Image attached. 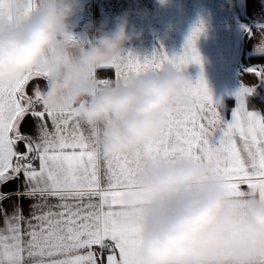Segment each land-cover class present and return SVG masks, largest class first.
<instances>
[{"label": "clouds", "instance_id": "obj_1", "mask_svg": "<svg viewBox=\"0 0 264 264\" xmlns=\"http://www.w3.org/2000/svg\"><path fill=\"white\" fill-rule=\"evenodd\" d=\"M83 0H0V89L25 77H45L41 104L74 109L93 129L100 159L131 154L161 138L167 115L193 107L192 78L173 63L101 86L97 72L126 53L142 33L127 16L110 30L77 33ZM31 10L29 11V9ZM264 44V41L261 42ZM226 153L149 166L123 190V223L140 226V264H264V198L235 196Z\"/></svg>", "mask_w": 264, "mask_h": 264}, {"label": "snow or ice", "instance_id": "obj_2", "mask_svg": "<svg viewBox=\"0 0 264 264\" xmlns=\"http://www.w3.org/2000/svg\"><path fill=\"white\" fill-rule=\"evenodd\" d=\"M201 31L202 26L192 29L179 55L169 57L161 51L141 60L126 52L101 66L102 70H115L114 81L98 78L101 86L127 84L164 63H173L181 70L189 64L201 66V74L187 90L193 107L166 114L168 126L160 139L131 154L103 159V186L101 159L93 144L95 130L88 128L85 134L74 109L54 113L43 107L39 83L33 85L31 95L26 94L29 82L45 81V77L34 73L15 87L0 89V185L23 177L14 193L0 194V200L15 195L18 201L11 214L0 208L5 224L0 229V264H140L141 228L123 223L118 211L123 190L149 166L183 158L200 160L209 147L226 153V165L218 171L233 182V195L258 193L264 198V118L249 111L245 99L254 89L241 85L235 93L237 106L232 119L225 123L203 77L195 46ZM249 71L256 73L255 69ZM46 119L51 121L52 132ZM21 126L34 130L36 137L21 133ZM20 145L22 151L17 150ZM34 161L39 162L38 167ZM242 185L247 186L246 191ZM49 197L61 202H90L83 208L61 203L57 207L63 211L53 212L50 206L41 211ZM94 197H99L98 204L91 202ZM22 198L43 203L30 204L29 217L25 218L19 203ZM21 222L26 225L24 229ZM93 246L99 251L94 252Z\"/></svg>", "mask_w": 264, "mask_h": 264}, {"label": "crops", "instance_id": "obj_3", "mask_svg": "<svg viewBox=\"0 0 264 264\" xmlns=\"http://www.w3.org/2000/svg\"><path fill=\"white\" fill-rule=\"evenodd\" d=\"M119 16H127L130 30L134 27L137 32L142 33L138 39L126 45V52L141 60L161 51L169 57L179 55L192 29L202 26L195 46L202 60L203 77L222 120L225 123L231 121L232 112L237 106L235 93L242 84L254 89L251 95L245 97L247 109L264 118L261 109L250 110L247 104L249 97H256L264 105V76L257 75L248 68L251 62L264 63V47L260 43L264 37V0H83V7L75 19L74 30L90 35L100 28L110 30ZM183 70L193 81L201 74L200 65L189 64ZM113 71L115 75V70ZM35 83H39L44 90L45 81L33 80L26 85V94H32ZM227 104L230 108L229 116L225 113ZM46 123L49 132H52L51 121L46 119ZM81 127L87 134L88 128L83 125ZM20 131L36 137L35 131L26 126H21ZM216 136H219V132ZM237 143L241 147L238 138ZM17 150L22 151V145ZM33 163L38 167V161ZM103 172L104 162L101 159L102 186L105 183ZM22 181L21 175L20 180L0 185V194L14 193ZM241 189L246 191L247 186L242 185ZM17 202L16 196L12 195L0 200V208L11 214ZM35 202L43 203L23 198L19 201L25 218L29 217V205ZM89 202L88 199L61 202L55 197H49L47 206L41 211L49 210L48 206L53 212L63 211L57 207L61 203L70 204L74 209L83 208ZM91 202L98 204L99 197L92 198ZM4 227V215L0 213V229ZM25 227L21 222V228ZM93 248L94 252L99 251L98 246ZM106 255L107 253L105 262Z\"/></svg>", "mask_w": 264, "mask_h": 264}, {"label": "trees", "instance_id": "obj_4", "mask_svg": "<svg viewBox=\"0 0 264 264\" xmlns=\"http://www.w3.org/2000/svg\"><path fill=\"white\" fill-rule=\"evenodd\" d=\"M97 78H100V79H111L114 81V78H115V75H114V71L113 70H98L97 72ZM247 104H248V108L250 110H258V109H261L262 112H264V105L263 103L258 100L256 97H249L247 99ZM229 104H227V107H226V116H229Z\"/></svg>", "mask_w": 264, "mask_h": 264}, {"label": "built area", "instance_id": "obj_5", "mask_svg": "<svg viewBox=\"0 0 264 264\" xmlns=\"http://www.w3.org/2000/svg\"><path fill=\"white\" fill-rule=\"evenodd\" d=\"M249 69H255L256 73L260 76H264V63L263 62H251L248 66ZM93 248L92 250H94Z\"/></svg>", "mask_w": 264, "mask_h": 264}]
</instances>
